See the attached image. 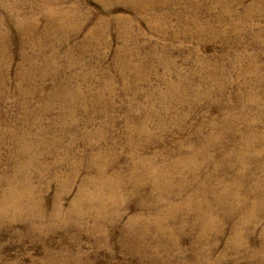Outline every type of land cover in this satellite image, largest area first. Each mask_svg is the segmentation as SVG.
Instances as JSON below:
<instances>
[{
	"label": "rangeland",
	"instance_id": "obj_1",
	"mask_svg": "<svg viewBox=\"0 0 264 264\" xmlns=\"http://www.w3.org/2000/svg\"><path fill=\"white\" fill-rule=\"evenodd\" d=\"M137 9L124 0H0V194L26 185L21 199L39 202L46 213L40 232L25 220L0 219V264H151L121 244L129 219L154 221L156 194L147 174L136 175L144 184L131 193V166L138 159L177 167L174 179L184 176L187 187L171 200L180 202L199 184L235 180L236 169L221 167L247 139L253 154L243 160V183L264 185V0H156ZM63 93L72 98L69 104ZM211 134L221 138L205 153L208 162L199 173L190 172L191 165L178 172L196 159L200 135ZM27 143L31 150L16 157ZM33 156L28 180H11L16 165ZM91 159L105 163L109 177L119 173L123 198L115 208L121 218L96 233L47 218L60 193L66 213L87 178L101 182ZM89 186L94 193L96 185ZM254 193L264 196V188ZM94 204L80 203L86 226ZM193 217L188 208L178 223L189 230ZM255 217L234 228L240 220L234 216L219 236L209 234L202 245H211L213 264H264V210ZM179 237L190 252L195 238Z\"/></svg>",
	"mask_w": 264,
	"mask_h": 264
},
{
	"label": "bare ground",
	"instance_id": "obj_2",
	"mask_svg": "<svg viewBox=\"0 0 264 264\" xmlns=\"http://www.w3.org/2000/svg\"><path fill=\"white\" fill-rule=\"evenodd\" d=\"M124 1L129 3L131 7H135L136 9L138 8L143 11L150 8L151 4L156 0ZM69 21L68 17H66L60 24L65 28ZM78 28L79 27L76 26V29ZM94 37L95 35L93 33L88 41L92 42ZM66 84L67 83H65V85ZM65 90L66 87L63 91ZM71 100L72 98L68 96L67 93H63V101L66 104H69ZM223 120L224 124L228 125L227 123L229 119L226 115ZM144 128L145 126L143 127L142 132H146ZM132 133L134 134V132ZM103 135L104 133L102 134L99 132L97 134L98 139H102ZM200 136L201 139H204V142L198 148H195L196 159L190 162L187 161V164L183 162L178 172L182 173L183 171H186V169L189 168L187 166L191 165V168H189V170H191L190 172L199 173L201 167L208 162V159L206 158L207 154L205 153L211 148H214L217 145L216 141L221 138L220 135L215 134ZM60 137L61 135L57 136L59 141L61 139ZM25 145V147L14 153L16 157L24 156L31 150V146L28 143ZM144 145L145 143L142 142L135 144V147L141 148ZM245 149H247V153L244 152ZM50 151L53 154L55 153L53 147ZM252 154L251 148H248V140L242 139L240 149L231 150L229 152L228 159L230 160V163H228V166L221 167L222 171H233L236 169V179L227 185L223 182V179L218 178L216 181L218 186H211L210 188L207 185L199 184L195 191L180 202H173V200H171L172 196L180 195L187 187V181L184 176L178 175L180 178L177 177L178 180L174 179L176 177L173 175V170L177 167L172 166L168 169H165V167L157 168L153 167L151 162H146V159L144 158L135 160L131 166L132 177L130 181H133V189L131 193H135L143 183L141 181L138 183V179V181H136V175L147 174L149 176V180L151 181V192L156 194L153 205L150 208L154 211V221L150 224L144 219L141 220L139 217L129 219L127 226L120 231L122 235V247L123 245L127 246L126 249L124 247L123 248L129 252H138V254H140L139 256L148 258L151 264H213L210 259L211 257L209 258V252L212 250V247H210L211 245H209V247H204L202 245L203 241L205 242L207 240L209 234L212 233L219 236L225 228V223H228V221L232 217L234 218V216H239L240 219L239 225L236 224L237 226L234 228H239L243 224L251 223L252 219L256 218V213L258 214V211L264 210V196L260 193V191L264 188V185L245 186L243 183V178L247 176L248 171V165L243 160L248 158V156L250 157ZM35 157L36 156H33L25 162L17 164L11 180L19 178L21 179V182L28 180L31 172V165L36 162ZM90 167L93 168V171L96 173L98 178H100L101 182L97 185L91 177L87 178L84 181L85 185L79 187L77 190L72 209H68L70 211L66 213L62 212L60 201L63 193H60L59 196L56 197L52 213L47 215V218L51 217V219L66 222L68 221L67 226H74L78 230H83L84 227H88L92 233L105 229V226L111 225L114 220L121 218L119 210H115V208H118L119 205H122L121 203L123 201V198L120 195L121 189L117 183L119 173L114 172L113 177H109L107 174L109 171L108 166L102 161L100 162V160L91 159ZM74 169L75 170H73V172L78 170L77 167H74ZM217 174L218 169L216 168L212 170L208 177L215 178ZM133 178L135 179L132 180ZM261 184L263 183L261 182ZM88 185H96L94 188L96 191L91 194L88 193L86 188ZM218 187H220V189H218ZM240 188L244 190L243 193L239 192ZM103 190L107 191V196H103L101 194V191ZM205 190H207V194H210V197L205 194ZM254 191H259L260 194L254 193ZM26 192L27 186L20 185L15 190L9 189L5 193L0 194V207L2 209V211L0 210V219L5 220L8 219L7 217H10L13 221L25 220L30 225L29 230L40 232L44 225V220L46 219V213L40 207L39 202H30V200L21 199L26 196ZM229 198L234 199V203H228ZM81 202H86L89 205L97 202V207H95V212L91 219L92 225L86 226L87 222L84 221L86 219H84V216L82 215H87V212L82 210L80 207ZM140 203L141 206H143L142 200ZM107 206H111L113 209L110 213H105L104 211ZM188 208L193 209L194 224L191 225L189 230H186L184 224L182 225L178 223V215L184 213V211L186 212ZM73 216H75V220H71ZM69 220H71V222ZM168 220L171 221L170 224L166 222ZM52 228H54V225ZM177 232L182 236L192 235L195 238L194 243L190 247L191 253L186 252L181 248V240ZM234 233L237 232L234 231ZM238 238H240V236H238ZM185 256L187 257L183 259ZM49 257L51 256L49 255Z\"/></svg>",
	"mask_w": 264,
	"mask_h": 264
}]
</instances>
